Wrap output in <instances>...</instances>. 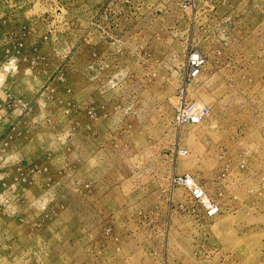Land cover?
Segmentation results:
<instances>
[{"label": "rangeland", "instance_id": "rangeland-1", "mask_svg": "<svg viewBox=\"0 0 264 264\" xmlns=\"http://www.w3.org/2000/svg\"><path fill=\"white\" fill-rule=\"evenodd\" d=\"M0 264H264V0H0Z\"/></svg>", "mask_w": 264, "mask_h": 264}, {"label": "built area", "instance_id": "built-area-1", "mask_svg": "<svg viewBox=\"0 0 264 264\" xmlns=\"http://www.w3.org/2000/svg\"><path fill=\"white\" fill-rule=\"evenodd\" d=\"M185 7H190V3H186ZM205 66V56L199 51L190 52L187 59L186 82L196 81L203 72ZM211 113V108L204 105L200 101L182 102L176 110L175 120L178 125H195L200 124ZM179 155L185 156L188 154L187 150H179ZM175 183L183 186L188 190L191 198L194 201L207 203V194L203 186H201L192 176L185 175L177 177ZM215 206H208L209 215H214L217 212Z\"/></svg>", "mask_w": 264, "mask_h": 264}]
</instances>
